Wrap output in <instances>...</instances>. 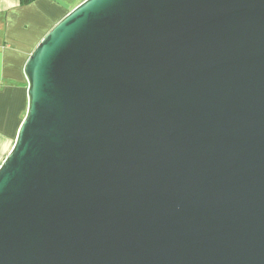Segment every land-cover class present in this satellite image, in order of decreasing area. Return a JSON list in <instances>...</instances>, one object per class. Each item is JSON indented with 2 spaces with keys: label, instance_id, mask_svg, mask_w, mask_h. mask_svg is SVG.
Instances as JSON below:
<instances>
[{
  "label": "water",
  "instance_id": "water-1",
  "mask_svg": "<svg viewBox=\"0 0 264 264\" xmlns=\"http://www.w3.org/2000/svg\"><path fill=\"white\" fill-rule=\"evenodd\" d=\"M23 74L0 264H264V0H83Z\"/></svg>",
  "mask_w": 264,
  "mask_h": 264
},
{
  "label": "crops",
  "instance_id": "crops-1",
  "mask_svg": "<svg viewBox=\"0 0 264 264\" xmlns=\"http://www.w3.org/2000/svg\"><path fill=\"white\" fill-rule=\"evenodd\" d=\"M83 0H0V164L27 107L24 63L47 31Z\"/></svg>",
  "mask_w": 264,
  "mask_h": 264
}]
</instances>
